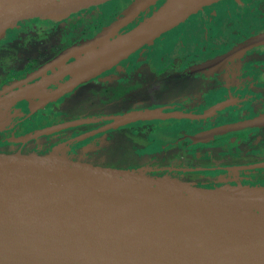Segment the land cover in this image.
Wrapping results in <instances>:
<instances>
[{
	"label": "flooded vegetation",
	"instance_id": "obj_1",
	"mask_svg": "<svg viewBox=\"0 0 264 264\" xmlns=\"http://www.w3.org/2000/svg\"><path fill=\"white\" fill-rule=\"evenodd\" d=\"M241 1L249 7L243 13L228 8L229 0L206 4L108 64L94 59L164 0L144 5L102 41L96 39L137 0H110L56 21L31 18L9 28L0 38V143L14 146L1 152L62 147L81 155L58 151L72 159L123 168L194 160L181 180L203 186L204 179L231 173L220 185L264 184V166H254L264 163V124L231 126L264 116V44L242 47L264 34V0ZM153 109L172 116L111 126L116 117ZM78 115L84 118L72 119ZM224 126L231 127L200 138ZM155 170L148 173L162 176L167 169Z\"/></svg>",
	"mask_w": 264,
	"mask_h": 264
},
{
	"label": "water",
	"instance_id": "obj_2",
	"mask_svg": "<svg viewBox=\"0 0 264 264\" xmlns=\"http://www.w3.org/2000/svg\"><path fill=\"white\" fill-rule=\"evenodd\" d=\"M106 1L0 0V38L24 20L52 22ZM153 1L137 0L96 41ZM213 1L165 0L94 61L108 64L128 56ZM263 44L264 34L242 47ZM168 116L159 109L131 112L111 126ZM262 124L264 116L231 126ZM228 186L237 189L200 186L54 151L0 152V264H264V190Z\"/></svg>",
	"mask_w": 264,
	"mask_h": 264
},
{
	"label": "rangeland",
	"instance_id": "obj_3",
	"mask_svg": "<svg viewBox=\"0 0 264 264\" xmlns=\"http://www.w3.org/2000/svg\"><path fill=\"white\" fill-rule=\"evenodd\" d=\"M165 1V0H164ZM237 1H239L240 3H239V5H235L234 6V4H233V1L232 0H229V2H228V8H234L235 10H237V11H239V12H241V13H243V12H246V10H248V6H247V4L245 3V2H243V1H241V0H237ZM249 2H250V0H249ZM164 3V2H163ZM162 3V4H163ZM135 4V3H134ZM134 4L133 5H131V6H134ZM161 4V5H162ZM231 6V7H230ZM205 10H207L208 11V9H205ZM202 11V10H201ZM56 20H59V18L58 19H56ZM56 20H54V21H56ZM7 32H8V29H7V31H6V33H5V35L7 34ZM185 53V52H184ZM184 53H182L181 54V57L182 56H184ZM103 82H105L104 80H98V83L97 84H99V83H103ZM80 113V112H79ZM87 117V116H86ZM81 118H84L83 116H80V115H78V117H74V118H72V119H74V120H80ZM71 119V120H72ZM87 119V118H86ZM73 120V121H74ZM85 128H89V127H85ZM149 134H151V133H146V135H149ZM108 136H111V134H109ZM150 142L149 140H146V141H144V142H142V144L139 146V148H138V151H141L142 149H146L147 147H148V145H147V143L148 142ZM99 144V140H96V141H94V143H93V145H98ZM56 145H58V146H60L61 145V143H56ZM120 145H122V143H119V145H118V147H120ZM13 146L14 145H12V144H1L0 143V152L1 151H3V152H5V150H11L12 148H13ZM42 146H44V145H42ZM156 147V145H152L151 146V148H155ZM27 148H29V147H26V149ZM54 148V152H65V153H69L68 152V150H64V148H62V147H57V148H55V147H53ZM53 148H50V149H53ZM122 148H124V147H122ZM25 149V148H24ZM41 150H46L47 149V147H43V148H40ZM83 151H84V149H83ZM82 151V152H83ZM137 151V152H138ZM58 152V153H59ZM87 153V151L85 152V154ZM129 153V156H126L127 157V159L129 158L130 159V157H131V152H128ZM69 154H71L72 156H77V157H80L81 155H79V154H77V153H75L74 151L72 152V153H69ZM105 156V155H104ZM133 156H134V159H136L137 160V158L135 157V155H134V152H133ZM103 158V157H102ZM171 160H172V158H171ZM171 160L170 159H168L164 164H152V165H150L149 166V164H148V166H140V167H137V166H134L136 169H139V170H141V171H145V172H151V173H155L156 172V170H155V168H158V167H160V168H162V167H164V168H166L167 170L166 171H164V173H163V175L162 176H166V177H169V178H175V177H178V174H179V179L180 178H182L183 179V177L185 178V174H183V173H181L182 172V170H185V169H187L188 167H193L194 166V164H197V162L196 161H194V160H191V161H187V163L185 164V165H180V163H177V162H175V163H170L171 162ZM225 175H223V177L222 178H210V179H204L203 181H201L200 182V184H202L203 186H207V187H221V188H228V189H237V188H234V187H230V186H228V185H220V182L221 181H223V180H226V181H229V179H231V178H234L235 177V175L234 174H231V173H224ZM182 175V176H181ZM234 176V177H233ZM181 180V179H180ZM254 186H258L259 188L258 189H262V190H264V184H258V185H254ZM258 191V190H257Z\"/></svg>",
	"mask_w": 264,
	"mask_h": 264
},
{
	"label": "trees",
	"instance_id": "obj_4",
	"mask_svg": "<svg viewBox=\"0 0 264 264\" xmlns=\"http://www.w3.org/2000/svg\"><path fill=\"white\" fill-rule=\"evenodd\" d=\"M134 168V167H132ZM238 185H242V186H252V185H244V184H238ZM234 186H237V185H234Z\"/></svg>",
	"mask_w": 264,
	"mask_h": 264
},
{
	"label": "bare ground",
	"instance_id": "obj_5",
	"mask_svg": "<svg viewBox=\"0 0 264 264\" xmlns=\"http://www.w3.org/2000/svg\"><path fill=\"white\" fill-rule=\"evenodd\" d=\"M1 109H2V106H0V110H1ZM242 194H245V195H246L247 193H242Z\"/></svg>",
	"mask_w": 264,
	"mask_h": 264
}]
</instances>
